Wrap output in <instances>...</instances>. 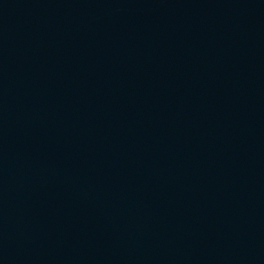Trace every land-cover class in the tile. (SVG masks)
Returning <instances> with one entry per match:
<instances>
[{"label": "water", "instance_id": "obj_1", "mask_svg": "<svg viewBox=\"0 0 264 264\" xmlns=\"http://www.w3.org/2000/svg\"><path fill=\"white\" fill-rule=\"evenodd\" d=\"M0 264H264V0H0Z\"/></svg>", "mask_w": 264, "mask_h": 264}]
</instances>
